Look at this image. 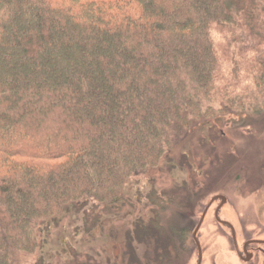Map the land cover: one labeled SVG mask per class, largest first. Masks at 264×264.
<instances>
[{
    "label": "trees",
    "instance_id": "obj_1",
    "mask_svg": "<svg viewBox=\"0 0 264 264\" xmlns=\"http://www.w3.org/2000/svg\"><path fill=\"white\" fill-rule=\"evenodd\" d=\"M263 112L264 0H0V264L65 213L95 224L201 126ZM158 218L128 242L154 261Z\"/></svg>",
    "mask_w": 264,
    "mask_h": 264
},
{
    "label": "rangeland",
    "instance_id": "obj_2",
    "mask_svg": "<svg viewBox=\"0 0 264 264\" xmlns=\"http://www.w3.org/2000/svg\"><path fill=\"white\" fill-rule=\"evenodd\" d=\"M152 192L173 202L156 206L148 199ZM217 195L227 200L221 219L231 220L241 239H264V112L201 126L155 170L128 180L124 203L98 211L95 224L86 223L87 213L92 214L83 208L46 225L37 253L23 264H131L133 259L150 263L151 250L128 242L135 239L137 221L149 225L153 211L158 212L161 241L169 240L165 264H196L192 232ZM217 204L197 234L202 264H244L231 251L229 231L213 221Z\"/></svg>",
    "mask_w": 264,
    "mask_h": 264
},
{
    "label": "flooded vegetation",
    "instance_id": "obj_3",
    "mask_svg": "<svg viewBox=\"0 0 264 264\" xmlns=\"http://www.w3.org/2000/svg\"><path fill=\"white\" fill-rule=\"evenodd\" d=\"M217 196H223V195H217ZM216 202H218V204L216 205V207H214V209H212V215L211 216L213 218V221L216 224L221 225L223 228H226L229 231V236H230L229 246L231 247V251L235 255L236 259L239 262L244 263V264H264V239L263 238H254V237H252V238L251 237H246V238L241 239V236L239 234V230L237 229V227L234 226V224L232 223V221L231 220L228 221V220L221 219V214L220 213H221V210H222V207L223 206L220 207V204H221V201L220 200H216L210 206V208L207 210V213H206L204 219L207 220V214H208V212L210 211V209L212 208V206ZM226 202H227V200H226ZM205 208H204V210H205ZM204 210H203V212H204ZM200 219H201V217H200ZM200 219H199V221H200ZM219 221L220 222H224V223H226L228 225L221 224ZM196 226H195V228H196ZM229 226L232 227V230L233 231L230 229ZM195 228L193 229V232H194ZM193 232H192V236H193ZM232 232H234L233 234L235 235V241L233 239ZM192 236H191V238H192V241H193V237ZM197 241H198V237H197ZM194 245H195V243H194ZM195 249H196V252H197V259H198V251H197L196 246H195ZM201 250L203 251L202 248H201ZM162 257L163 256L157 257V261H156V259L154 261V258L153 259H150V261L152 263L150 262V263H147V264H156V263L157 264H160V263L161 264H165V261H168V259L165 260ZM135 264H140V262L139 261L138 262L136 261Z\"/></svg>",
    "mask_w": 264,
    "mask_h": 264
},
{
    "label": "water",
    "instance_id": "obj_4",
    "mask_svg": "<svg viewBox=\"0 0 264 264\" xmlns=\"http://www.w3.org/2000/svg\"><path fill=\"white\" fill-rule=\"evenodd\" d=\"M216 200H220L221 201V204H220V207H222L225 203H226V198L223 197V196H216L214 197L213 199H211V201L209 202V204L206 206L204 212L202 213L201 215V219L200 221L198 222L194 232H193V241L195 243V246L197 248V251H198V259H197V264H201L202 263V250H201V247H200V244L199 242L197 241V234L203 224V221H204V217L207 213V210L210 208V206L216 201ZM220 222V221H219ZM221 224H225V225H228L224 222H220ZM230 227V226H229ZM230 229L232 230V227H230ZM233 231V230H232ZM234 232H232V236H233V239L235 241V235L233 234Z\"/></svg>",
    "mask_w": 264,
    "mask_h": 264
}]
</instances>
